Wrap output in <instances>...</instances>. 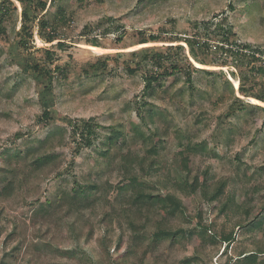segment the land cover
<instances>
[{
    "label": "rangeland",
    "instance_id": "1",
    "mask_svg": "<svg viewBox=\"0 0 264 264\" xmlns=\"http://www.w3.org/2000/svg\"><path fill=\"white\" fill-rule=\"evenodd\" d=\"M12 2L17 7L15 19L8 23L6 36H0V191L14 181L15 192L7 200L0 199V264L19 241L22 252L16 253L15 263L9 258L11 264H127L132 259L134 264H226L242 252L264 251V110L251 106L264 108V103L240 95L234 67H207L223 72L231 82L235 95L224 77L215 78L220 92L227 94L225 103L219 105V94L196 75L199 90L210 91L211 99L203 102L197 98L195 106H190L188 97H174L188 88L182 76L178 82L169 79L166 92L149 99L144 108V79L127 71L141 58L134 53L165 51L164 46L173 45V34L191 31V23L209 21L215 15L232 27L234 40L264 47V0H59L56 5L48 0L49 15L56 13L58 5L73 15V22L64 30L68 44L64 49L57 48V42L45 43L37 23L33 24L35 47H19L24 5ZM111 17L125 25L123 33L119 29L106 33L111 23L103 20ZM157 35H161L160 42L152 43L150 37ZM95 36L102 48L89 45L88 40ZM41 48H53L54 63L37 51ZM42 60L52 70L67 69V77L57 70L53 82L38 78L29 65ZM260 81L264 82V75ZM255 88L262 92V85ZM236 97L245 103L237 102ZM46 107L51 110L49 120L43 115ZM152 108L163 110L167 121L156 118L152 123L147 113ZM233 111L236 114L229 117ZM91 118L107 130L99 132L92 147H82L78 153L76 122ZM196 120L201 123L195 124ZM118 124L129 135V150L116 159L105 158L103 140ZM162 127H167V134L150 139L151 131ZM190 144L195 151L182 160L178 154ZM152 149L156 154L149 152ZM25 152L28 155L19 158ZM49 153L57 156L56 162L40 170L32 167L33 158ZM177 161L189 163L191 172L177 168ZM152 162L156 165L150 169ZM10 164L21 165L19 175L7 171ZM128 170L139 176L140 186L129 183ZM24 174L27 183H23ZM224 178H230L225 195L221 201H210L206 187L209 194ZM88 187L95 190L89 192ZM135 195H152L154 201L138 204ZM75 196L78 201L73 202L79 205L74 213L61 217V207H67ZM164 199L167 205L159 203ZM49 200L62 203L49 216L38 214ZM228 207L233 210L229 212ZM130 216L136 217L135 241V231L127 224ZM254 219L263 225L244 231L235 227L238 221L245 224ZM17 227L20 235L8 241ZM168 227L183 229L187 236L175 244L165 240L155 245V234ZM48 228L51 234L44 238L54 245L40 243L38 253L32 254L36 258L28 263L24 260L28 242H40L35 238ZM213 228L235 232L238 242L228 253L210 231L201 234ZM64 250L75 255L59 257L58 251ZM259 262L264 263V255Z\"/></svg>",
    "mask_w": 264,
    "mask_h": 264
},
{
    "label": "trees",
    "instance_id": "2",
    "mask_svg": "<svg viewBox=\"0 0 264 264\" xmlns=\"http://www.w3.org/2000/svg\"><path fill=\"white\" fill-rule=\"evenodd\" d=\"M19 3L22 2L24 5V11H22V27L20 36L21 39L19 41V47L22 49H28V45L31 47H35L34 45V39H35V30L33 24L37 23L38 27V35L39 37L45 41L47 44L56 43L57 48L64 49L67 44V39L65 38L64 30H66L71 23L73 22V15L68 13L67 9L63 5L57 6V11L53 15H49L48 10V0H18ZM59 0H51V5H56V3ZM88 3V2H87ZM29 4V5H28ZM233 4H230V9L233 10ZM17 12V7L15 6L14 2L12 0H0V36H6L8 33L9 25L12 24L14 21V17ZM222 16V15H221ZM220 18V15H215L211 20L209 21H201V22H193L191 23V31H188L186 33L181 34H171L170 32H163L165 35H172L170 43H173V45L164 46L165 51L161 52H154L152 53L151 50H146L145 52L140 53H134V56H140L141 58L138 59L137 62L134 63V66L129 65L127 67V71L131 75H137L141 74L144 82V95L145 99L143 102L144 108L148 107L149 99L160 97V94L163 92H166L165 85L169 79L175 78V82L180 79V77H185L187 81V87L186 89H180L174 97L179 98H185L189 100L190 106H195L196 99L200 98L201 101H205L206 99H211L212 93L200 91L197 82H196V75L200 77L199 81L206 80L207 86H211L213 91L217 94H219V98L217 99V103L220 105V103H225L228 98L227 94H223L222 91L220 92L219 84L215 80L216 77H224L223 72H219L217 70H207V67H234L233 75H236L239 79L240 83V95L244 98H254L262 103H264V82L260 81L261 77L264 75V47L263 46H253L249 43L242 42L240 40H234L235 34L233 33V29L231 26H227L225 24V20H217ZM103 21H109L111 23L109 29L106 30L107 34H112L114 32H111L110 29H119L123 31L125 30V25L121 24L120 20H116L114 18H106ZM9 23V24H8ZM32 24V25H31ZM31 25V26H30ZM15 30V28H13ZM90 28L86 27L85 30H88ZM115 30V31H116ZM120 33V34H121ZM168 37V36H166ZM122 39H118L117 41H121ZM152 43H158L161 40V35L157 36H151L150 39ZM213 42L216 44L214 45ZM89 45L93 47H99L102 48L98 36L92 37L88 40ZM143 44H148L150 42L142 41ZM178 43V45H175ZM55 46V45H54ZM53 46V47H54ZM187 48L189 49V55L187 53ZM38 52H43L45 56L47 57V60L50 61V63H54L56 58V53L53 51V48H47V49H38ZM192 59V60H191ZM47 60L42 62H34L33 64L29 65V70L32 71L34 75H36L38 78H47V80H51L53 82L55 77V72L62 71L65 72V77H67V74L69 73L67 69H61L57 68L56 70H52L49 68L45 63H47ZM195 63L203 66V67H197ZM212 79V80H210ZM225 84L227 85L228 89L232 91L234 94V88L232 87L231 82L225 78ZM249 83H253L251 87H249ZM258 85H262V92L257 93L255 92V87ZM225 87H222V90H224ZM235 95V94H234ZM237 102L244 104V100L236 97L235 99ZM251 106L258 107L259 109L264 110L261 106ZM179 111V109H178ZM148 117L150 118V121L152 123H156V118L164 119L167 121L165 112L163 110H160L158 108H152L148 112ZM231 114V113H230ZM229 117H232L236 114V112L233 111V113ZM44 119L49 120L51 119V110L49 108H45L44 110ZM141 117L143 116L140 112ZM143 118V117H142ZM195 124H200L201 120H196L194 122ZM166 126V125H165ZM75 129V139H76V145H77V151L80 152L82 147L90 148L94 144V140L96 138H100V131L101 130H107V128L100 125L94 118H91L89 120H79L76 122ZM110 133L106 135V139L104 138V143L107 145V148H104L103 151V157L105 158H112L116 159L119 154H124V152L129 150V135L127 132H125V126L118 124V126H112V128L109 129ZM140 136H143L142 132L140 130H136ZM151 138L161 137L167 134V127L164 129L157 128L153 131H151ZM183 147V146H181ZM195 145L190 144L189 146L183 148V151L178 154V157H182L183 160L186 157H190L191 153L195 151ZM149 152L151 154H156V149H152ZM27 156L26 152L23 154H19V158H22V156ZM57 156L55 154H45L41 156H37L36 158H33L32 160V167L36 170H40L41 168L51 165L52 163L57 161ZM180 161V160H179ZM179 161H177V168H179L183 172L190 173V164L187 162H182V164H179ZM20 162V161H19ZM125 166L127 165V162H123ZM156 165V163L152 162L150 165V169H152ZM20 167L21 165L14 166L9 165L7 167V171L10 172L12 175L17 176L20 174ZM129 178L128 181L132 186H140L139 183V176L135 175L133 171H126ZM23 183L28 182V176L26 174L23 175ZM230 183V178H224L216 186H212L211 193L207 194L208 186L205 190V196L212 202H218L221 201V198L225 195V192L228 188V185ZM94 187H88L89 192L94 191ZM193 191L197 192V187L193 186ZM15 192V182L10 181L3 190L0 191V199L7 200L13 196ZM136 203H145L147 199L150 201L153 200L152 195L148 196H133ZM59 199H62V196L59 197ZM159 199V198H158ZM73 201H78V196H75L72 198V201L70 204H68L67 207H61V217H69L71 214L74 213V207L75 205H79V203H74ZM62 201L56 200L55 203L49 200L47 204L41 206L39 209L38 214H42L44 216H48L51 214L52 211H54V208L56 205L61 204ZM159 203H163L164 205H167V200H159ZM141 204V205H143ZM174 207L179 209L178 205L174 204ZM227 208V207H225ZM229 209V212L233 209ZM142 211V207L139 208V211L137 210V215ZM136 214H133L137 217ZM60 217V218H61ZM136 217L130 216V220L128 226L135 231L133 240L135 241L138 237L137 235V222ZM263 225V222H258L257 220H252L248 223H242L241 221H238L236 223L235 227L239 228V230H245L249 226H254V229L260 228ZM155 234L154 243L155 245L162 244L165 240H171L172 243H177L182 237H186L187 234L183 229H176L169 228L168 229H159ZM210 231L212 234V239L216 242H220L222 245H226L224 248V252L229 251V248L232 244H236L238 242L236 234L233 230L228 228H223L220 232H217L215 228L213 230L207 229L201 233L202 235ZM41 234V233H40ZM51 234L50 228L46 229L44 234H41L37 236L35 239L40 242H28V245L24 252V260L28 261V263H31L36 257L32 256L33 253H38L37 251L41 247L40 243H44V245H50L53 246L54 243H51L52 241L49 240L48 243H46L48 240H46L44 237L49 236ZM20 235L19 228H15L12 233L8 236L7 240L10 241L14 237L17 238V236ZM42 241V242H41ZM106 242L111 245V241L109 239H106ZM22 242L19 241L17 243L16 248L12 251L11 254H6L2 260V264H11V259L15 263L16 253L22 252ZM151 246V245H150ZM44 247V246H43ZM108 245H106V248ZM20 255V254H19ZM57 255L59 257H63L64 255H75V252L72 250L67 251H58ZM264 255L263 250L258 251H250V252H242L236 256V258L232 259L229 258L226 262V264H260L259 257ZM197 257V255L195 256ZM9 258H11L9 260ZM18 260V259H17ZM16 260V261H17ZM195 258L186 260V262L191 263L194 261ZM200 262V260H198ZM127 264H134V259H132L130 262H127ZM136 264V263H135ZM264 264V263H263Z\"/></svg>",
    "mask_w": 264,
    "mask_h": 264
}]
</instances>
